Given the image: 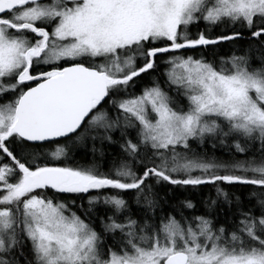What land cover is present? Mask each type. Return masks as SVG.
<instances>
[{"label": "snow or ice", "instance_id": "snow-or-ice-1", "mask_svg": "<svg viewBox=\"0 0 264 264\" xmlns=\"http://www.w3.org/2000/svg\"><path fill=\"white\" fill-rule=\"evenodd\" d=\"M237 40L264 52V0H0V264H264V55L189 54ZM205 186L179 219L156 191Z\"/></svg>", "mask_w": 264, "mask_h": 264}, {"label": "trees", "instance_id": "trees-1", "mask_svg": "<svg viewBox=\"0 0 264 264\" xmlns=\"http://www.w3.org/2000/svg\"><path fill=\"white\" fill-rule=\"evenodd\" d=\"M199 27L203 28L204 23L200 22ZM191 30L195 31L196 26H191ZM214 32L219 31L216 27H213L212 29ZM235 50L236 55H245L247 54L250 62L254 66H259V57L261 55H264V52H257L255 48L249 49V42L246 40H237L233 41L231 43H224L220 46H218L216 49L209 48L206 51L197 49L195 52L189 53L191 55H197L200 51H204V55L211 59V53L215 51L218 53L219 56H228L231 55L232 52ZM149 77H144V81L147 82ZM167 90V89H165ZM139 91V89H137ZM182 103H186L184 100H182ZM110 115H114L112 110H109ZM109 135L112 136L113 140H119L120 137V131L118 129L113 130L112 132L109 133ZM61 144L64 143V141H59ZM93 147H95L98 151L93 152ZM193 148H196L197 151H201L200 148H197V145L195 143L192 144ZM204 148L207 149L209 152L212 151V149L208 146L207 142L204 145ZM69 155L74 158V161L80 162V163H97L100 167L101 170H107L112 162H119V147L117 144L114 143H109L108 141H103L101 142L99 139L93 141L90 139L88 136H85L83 140H81L78 143H73L69 146ZM103 151L104 155H100V151ZM180 150V149H178ZM215 154L217 156H224L225 150L220 149L219 147L217 148ZM249 156L256 155L258 156L257 153L249 152ZM238 159H243L245 157L242 156H237ZM73 161L70 160L69 163H72ZM156 191H158L161 195H166L167 196V202L165 203L164 201H161V204L165 208L166 212H171L173 215H177V212L175 209H179L180 211L184 212V215H191L190 210L184 209L180 205V201L184 199H189L192 200L193 203L196 205L197 209L199 211L196 213L197 215L203 214L204 213V204L203 201L206 198H216V193L213 187L210 186H205L203 188L199 189H188L187 191L184 189H176L173 188L170 192L167 188H157ZM228 191L230 193H235V195H238L241 197V200L244 201L245 203H248L249 201H252L255 203V200L257 197H253L251 195L252 192H256L257 194L262 191L258 186H244V185H235L233 187H229ZM74 199V197H69ZM61 199H65V197H61ZM79 203V202H78ZM175 206V209L174 207ZM231 210H235V201L233 199V205L230 206L227 202H224L223 200H218V206L213 209V213L215 214L216 212H222L224 214L229 213ZM130 208L133 213H136L138 211L143 210V206L141 205L138 207L134 202L130 203ZM75 211V209H73ZM98 211L102 214L103 209H98ZM79 214V213H78ZM177 219H179V216L177 215Z\"/></svg>", "mask_w": 264, "mask_h": 264}, {"label": "rangeland", "instance_id": "rangeland-1", "mask_svg": "<svg viewBox=\"0 0 264 264\" xmlns=\"http://www.w3.org/2000/svg\"><path fill=\"white\" fill-rule=\"evenodd\" d=\"M180 103H182V101L180 100Z\"/></svg>", "mask_w": 264, "mask_h": 264}]
</instances>
